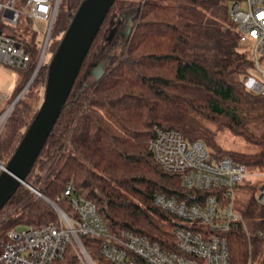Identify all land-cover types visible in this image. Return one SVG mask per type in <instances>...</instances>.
I'll use <instances>...</instances> for the list:
<instances>
[{
    "label": "trees",
    "instance_id": "trees-1",
    "mask_svg": "<svg viewBox=\"0 0 264 264\" xmlns=\"http://www.w3.org/2000/svg\"><path fill=\"white\" fill-rule=\"evenodd\" d=\"M231 1L116 0L26 182L55 202L71 185L95 205L111 234L130 231L174 251V230L182 223L155 205L156 195L193 204L214 192L188 189L181 174L161 168L148 149L156 127L177 131L188 142L202 140L212 158L264 173V95L248 89L253 59L235 29ZM82 2L62 0L46 55L55 54ZM22 25L10 34L16 37ZM119 39L124 42L116 47ZM23 40L30 43L31 59L16 69L21 81L10 104L30 82L41 54L35 33L26 32ZM47 77L44 61L8 119L0 136L5 164L39 109ZM225 132L247 148L224 147L219 135ZM57 202L73 214L67 198ZM240 210L250 235L241 226L228 233L231 264H247L249 247L255 259L264 245V207L253 196ZM57 221L46 200L20 185L0 211V233ZM81 239L96 264H114L101 256V239ZM52 264L80 261L69 248Z\"/></svg>",
    "mask_w": 264,
    "mask_h": 264
},
{
    "label": "built area",
    "instance_id": "built-area-1",
    "mask_svg": "<svg viewBox=\"0 0 264 264\" xmlns=\"http://www.w3.org/2000/svg\"><path fill=\"white\" fill-rule=\"evenodd\" d=\"M61 2L27 0L20 6L19 0H0L1 65L13 69L27 67L31 59V46L29 41L23 39L29 31L37 37L43 35V41L38 42L42 52ZM230 14L236 23L235 29L241 43L252 56L254 73L262 78L258 80L253 75L248 81V89L254 94L264 95V0H232ZM43 22L47 23L46 30L42 28ZM19 24H23V28L17 31L15 37L9 30ZM8 99L0 94V108ZM13 110L11 103L0 112V136ZM148 149L164 171L181 174L186 188L214 192L193 204L156 195L155 205L182 223L174 230V251L163 250L148 238L130 231L111 234L95 205L76 193L71 185L57 199L69 200L73 209L71 216L57 201L48 199L34 187L31 191L51 205L58 221L38 228L0 233V264H52L62 259L69 248L76 253L80 264H96L84 246L81 239L84 236L101 239V256L114 264H231L228 233L241 226L248 238L250 235L235 205V190L248 176L246 166L229 158H212L202 140L188 142L183 134L174 130L164 131L159 127L155 128V136L149 141ZM4 165L0 160V172ZM260 176L264 179L263 174ZM257 201L264 207V182L258 190ZM259 235L262 236V233ZM249 250L247 264H254L256 260L251 246Z\"/></svg>",
    "mask_w": 264,
    "mask_h": 264
},
{
    "label": "water",
    "instance_id": "water-1",
    "mask_svg": "<svg viewBox=\"0 0 264 264\" xmlns=\"http://www.w3.org/2000/svg\"><path fill=\"white\" fill-rule=\"evenodd\" d=\"M115 2L116 0H83L74 15L48 63L43 102L13 156L0 172V211L13 198L20 185L30 190L35 189L26 182V178L65 109L90 48ZM50 34L51 32L45 40L37 69L27 88L42 65ZM25 91L12 102L14 108Z\"/></svg>",
    "mask_w": 264,
    "mask_h": 264
},
{
    "label": "rangeland",
    "instance_id": "rangeland-1",
    "mask_svg": "<svg viewBox=\"0 0 264 264\" xmlns=\"http://www.w3.org/2000/svg\"><path fill=\"white\" fill-rule=\"evenodd\" d=\"M46 22H43L42 28L46 30ZM44 37L43 35H38L37 42L43 41ZM123 39H119L116 41L115 45L116 47H121L123 44ZM52 55L48 54L46 56V62L49 63L51 61ZM264 69V67H263ZM98 72H101V69H98ZM255 79L262 80L261 76L257 74H253ZM21 81V74L18 70L13 69L11 67L3 66L0 64V94L7 97H12L13 92L15 90V87L17 84ZM45 90V89H44ZM44 90L42 93V96L44 94ZM43 102V99H42ZM41 102V104H42ZM40 104V106H41ZM10 105V101H5L0 108V112H2L7 106ZM39 106V108H40ZM219 141L220 143L227 148L235 147L245 150L247 148V144H245L242 140L238 138L231 137L230 134H220L219 135ZM257 174V176L255 175ZM264 175L262 172H254L248 170V176L243 180V182L240 184V186L244 187H237L235 190V205H236V211L241 214V208H244L247 203L249 202V198L255 197L257 199L258 196V190L262 183L264 182V179L260 175ZM248 230V229H247ZM249 232V230H248ZM264 259V245L262 251L256 256L255 263L254 264H262V261Z\"/></svg>",
    "mask_w": 264,
    "mask_h": 264
}]
</instances>
